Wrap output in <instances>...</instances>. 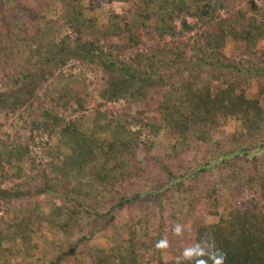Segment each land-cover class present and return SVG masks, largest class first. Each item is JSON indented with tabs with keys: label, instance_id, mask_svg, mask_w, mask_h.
I'll return each mask as SVG.
<instances>
[{
	"label": "trees",
	"instance_id": "1",
	"mask_svg": "<svg viewBox=\"0 0 264 264\" xmlns=\"http://www.w3.org/2000/svg\"><path fill=\"white\" fill-rule=\"evenodd\" d=\"M47 1L0 0V69L16 61V75H7L9 84L16 88L0 91V108L9 106L14 110L22 94L31 95L37 79L47 76L50 66L63 67L72 58L97 60L107 74L102 93L106 98L129 96L144 101L151 91L159 90L156 114L147 123L152 133L163 130L171 139L186 144L193 136L207 137L227 119L239 121L240 131L230 139L234 149L225 152L222 161L229 168L231 182L239 181L241 188L254 189L263 203L254 200L250 207H228L216 214L215 222L197 224L194 245L185 254L164 260L162 238L151 234L154 229L150 222V216L163 208V199L157 195L154 200L138 193L127 195L124 188L140 170L137 152L141 130H133L126 120L117 118L110 136L102 135L96 126L84 131L79 123L66 122L46 108L42 119L32 122L33 129L55 134L67 153L47 163L48 172L39 171L27 144L2 143L0 179L19 181L10 189L0 187V200L10 202L13 198L46 194L52 200L50 209L44 212L34 201L16 210L12 220L0 229V251L10 252L12 248H2L3 242L27 247L44 221L66 239H78L60 249L58 257H40L33 264H63L62 259L81 246L83 256H73L72 264H264V108L258 97L247 94L252 79H264V49L258 48L264 42V22L241 10L231 11V0H137L131 17L109 13L106 25L99 27L92 15L85 16L98 0H87L86 4L85 0H57L60 13H55L56 20L47 19L42 9L45 6L50 10ZM222 9L225 15L220 13ZM27 17L36 21L31 35L23 26ZM187 17L195 18L200 29L189 45L194 50L189 57L188 44L175 42L136 51L130 59H123L127 49L140 43V27L152 28L160 38H176L194 29ZM63 25L75 36L72 39L65 34L54 40ZM228 36L241 43V56L224 53ZM123 37V43L112 41ZM184 72L188 73L186 78H175ZM75 84L69 82L58 91L55 105H66L65 99L76 92ZM23 163L29 164L27 171ZM214 163L216 160L196 169L193 179ZM7 164L14 169L11 173ZM221 188L214 187L207 196H215ZM189 189L182 180L175 182L167 186L169 194H164V200L181 204ZM125 205L144 214L116 227L110 235L111 246L101 248L87 243L95 221L104 216L112 221V213Z\"/></svg>",
	"mask_w": 264,
	"mask_h": 264
},
{
	"label": "rangeland",
	"instance_id": "2",
	"mask_svg": "<svg viewBox=\"0 0 264 264\" xmlns=\"http://www.w3.org/2000/svg\"><path fill=\"white\" fill-rule=\"evenodd\" d=\"M136 1L98 0L94 10L92 12L85 11V16L92 15L99 27L105 26L109 13L131 17ZM47 3L50 10H46V7L42 6L47 19L56 20L57 14L55 13H60V4L57 0H49ZM84 3L86 4L87 0ZM229 5L231 11L241 10L246 16L256 15L259 20L264 22V0H231ZM220 13L225 15L226 10L222 9ZM186 19L188 23L195 26L194 29L191 31L182 30L183 34L176 38L170 36L160 38L152 28L140 27L137 31L140 43L137 47L127 49L122 55L123 59H130L136 51L144 52L157 45L171 46L175 42L188 44L186 56L189 57L194 53L189 45L198 37L200 29L195 18L187 17ZM23 20L25 33L27 35L34 33L36 21L30 17ZM176 25L180 30V23L176 22ZM65 34L71 35L72 39L75 36L63 25L52 37L54 40H58ZM112 41L123 43L126 38L123 37L121 40L113 38ZM100 45L104 46L102 40ZM258 48L264 49L263 41L258 44ZM223 51L227 56L238 57L242 55V45L228 36ZM15 63L16 61L12 60L4 65L3 71L0 69V91L15 90L16 87L9 84L8 78L9 75H16L14 72ZM49 70L51 74H49ZM45 74L47 75L45 78L37 79L33 84L35 88L31 95L22 94L21 103L14 110L9 106L0 108V148L2 143H5L6 146L27 144L29 154L36 158L37 169L39 171L45 169L48 172L47 163L63 157V154L67 153V149L55 134L48 135L33 129L32 122L41 120L42 110L46 108H50L66 122L79 123L84 131H89L96 126L100 129L99 132L106 136H110L116 129L113 121L117 118L121 121L126 120L133 130L140 129L141 144L137 152L140 170L137 172V176L132 175L128 179L124 188L127 195L138 193L145 199L152 198L153 200L154 195H157L163 199V208L150 216V222L151 228L154 229L151 234H160L162 238L164 250L161 256L164 260L179 257L194 245V229L197 224L215 222L218 218L216 214L223 213L228 207H250L254 200L263 203L254 189L241 188L239 181L231 182L229 168L222 161V155L234 149L230 139L240 131L239 121L233 118L227 119L221 122L219 127L210 132L207 137L199 134L189 138L186 144L178 143L168 137L163 130L152 133L147 126V123L156 114L155 108L160 99L159 90L151 91L147 100L144 101L135 100L129 96L106 98L102 96V93L106 86L107 74L97 60L81 61L72 58L63 67H48ZM187 75L188 73L184 72L175 78L180 80L182 77L186 78ZM69 82L76 83V92L65 99L66 105H55L54 99L61 92L60 89H64L63 86ZM247 94L250 97H258L264 108V79H252ZM212 159L216 160V163L208 164V168L197 173L193 179L192 173L206 163H211ZM22 166L25 171L29 168L28 163H23ZM6 167L10 173L14 170L10 169L8 164ZM181 180L190 187L188 192L183 194V201L181 204L166 203L164 194H169L167 186H173L175 182ZM18 181L17 179H8L2 182L0 179V187L10 189ZM218 185L222 186L221 190L209 198L208 192ZM174 195L177 196V192H174ZM34 201L41 204L44 212L49 211V204L52 200L46 194L13 198L10 202L0 200V229L4 227L5 223L12 220L16 210L21 206L32 205ZM53 201L59 203L57 199H53ZM143 212L132 205H125L112 213L113 219L110 222H108L109 216L98 218L92 225L91 233L87 234V243H93L101 248L111 246L110 235L115 228L125 223H132L142 216ZM77 239V236L66 239L60 230L41 221L27 247H23L20 243L3 242L2 248H8L10 245L12 248L10 252L0 251V264H33L37 258L48 255L56 258L59 256L60 249ZM57 245L59 246L57 247ZM73 254H68L61 263L72 264L73 256L78 254V256H83L82 246Z\"/></svg>",
	"mask_w": 264,
	"mask_h": 264
}]
</instances>
